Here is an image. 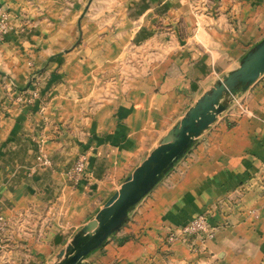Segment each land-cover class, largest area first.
<instances>
[{
  "label": "crops",
  "instance_id": "1",
  "mask_svg": "<svg viewBox=\"0 0 264 264\" xmlns=\"http://www.w3.org/2000/svg\"><path fill=\"white\" fill-rule=\"evenodd\" d=\"M88 2L0 0V264L52 262L185 109L264 36V0H90L81 21ZM128 45L143 50L138 68L89 88ZM78 155L84 173L72 184ZM211 207V237L165 239ZM262 259L264 72L81 264Z\"/></svg>",
  "mask_w": 264,
  "mask_h": 264
},
{
  "label": "water",
  "instance_id": "2",
  "mask_svg": "<svg viewBox=\"0 0 264 264\" xmlns=\"http://www.w3.org/2000/svg\"><path fill=\"white\" fill-rule=\"evenodd\" d=\"M263 72L264 36L244 52L234 68L217 78L185 109L48 264H81L90 252L100 248L232 99Z\"/></svg>",
  "mask_w": 264,
  "mask_h": 264
},
{
  "label": "built area",
  "instance_id": "3",
  "mask_svg": "<svg viewBox=\"0 0 264 264\" xmlns=\"http://www.w3.org/2000/svg\"><path fill=\"white\" fill-rule=\"evenodd\" d=\"M6 28L5 24V14L0 12V30ZM19 98V97H17ZM239 109L243 110V107L238 105ZM38 160L42 165L48 163L47 155L39 152L37 155ZM84 173V159L83 156H79L70 166L67 171V179L71 182H76L80 176ZM216 211L215 207L206 208L193 216L188 222L179 225L166 233L165 239L171 242L178 237L180 238H195L198 243H202L205 239L211 237L213 232V225L210 224V218ZM6 221L0 216V232L5 228ZM264 264V259L261 260Z\"/></svg>",
  "mask_w": 264,
  "mask_h": 264
},
{
  "label": "rangeland",
  "instance_id": "4",
  "mask_svg": "<svg viewBox=\"0 0 264 264\" xmlns=\"http://www.w3.org/2000/svg\"><path fill=\"white\" fill-rule=\"evenodd\" d=\"M89 2H90V0H89ZM89 2L87 3V5L85 6V8L83 9V11L80 14L79 19L81 21L84 18L83 16H85V17L87 16L86 14L84 15V13H88L87 7H88ZM164 28H167V25H165ZM135 47H136V45L131 46V47L128 45L123 50H121V52H120V50H118V52H117L118 59L115 62V64H113L108 69H105L104 71H102V74H104V75H102L103 77H101L99 79V81H98V78L95 79V81L93 80V83H92V80L91 81H88L87 82L88 83V87L89 88L93 87L94 89L95 88H98V89L105 88V86L107 85L106 84V80H107L106 75H108V74H114V72H116L117 75L118 74L123 75V74H127V73H130V72L133 73L134 69H137L138 68V66L136 64L138 63L140 56H142L141 53H143V50L136 49ZM145 50L147 51V49H144V51ZM120 82H121V79H120V81L117 84H119ZM109 84H110L111 87H114L115 86L113 84V82H110ZM151 148L152 147H150L148 150H150ZM79 156H81V155H78L76 158H78ZM144 156H142V158ZM75 159H74V161H75ZM71 183L73 184L74 182H71Z\"/></svg>",
  "mask_w": 264,
  "mask_h": 264
}]
</instances>
